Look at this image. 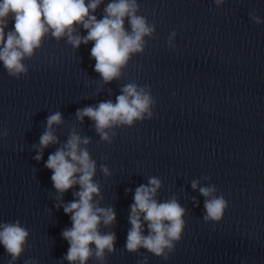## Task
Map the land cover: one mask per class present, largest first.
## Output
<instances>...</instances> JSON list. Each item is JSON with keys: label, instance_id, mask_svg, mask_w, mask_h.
<instances>
[{"label": "water", "instance_id": "water-1", "mask_svg": "<svg viewBox=\"0 0 264 264\" xmlns=\"http://www.w3.org/2000/svg\"><path fill=\"white\" fill-rule=\"evenodd\" d=\"M138 5L155 31L111 82L95 70L92 43L74 48L67 37L48 35L18 76L0 63V225L19 222L28 231L18 257L0 244V264H73L66 259L63 232L73 224L64 205L80 188L59 192L46 161L74 133L89 140L81 147L96 163L95 204L116 214L114 223L99 225L115 235L114 250L97 257L91 245L87 264H264V0ZM12 26L9 20L6 30ZM125 27L131 30L127 20ZM131 83L149 92L152 116L114 125L106 141L93 120L77 113L115 102ZM56 112L58 142L44 148L40 137ZM151 178L161 182L158 202L175 199L185 210L181 239L161 255L126 247L135 191ZM202 187L227 201L219 222L205 219Z\"/></svg>", "mask_w": 264, "mask_h": 264}, {"label": "clouds", "instance_id": "clouds-1", "mask_svg": "<svg viewBox=\"0 0 264 264\" xmlns=\"http://www.w3.org/2000/svg\"><path fill=\"white\" fill-rule=\"evenodd\" d=\"M105 0H0V63L10 75L26 72L24 59L34 55L42 46L43 40L51 35L57 39L67 37L74 48L81 44L92 43L91 55L95 59V70L105 82L118 79L122 69L127 66L132 55L144 48V38L151 36L155 27L145 17L138 15V0H110L104 7L102 18L95 13ZM12 21V30H6L8 21ZM125 20L130 31L125 27ZM78 28L86 30V35L77 34ZM174 35V34H173ZM154 103L149 92L135 83L126 85L122 94L111 100L101 102L96 107H86L78 111L83 120L88 117L94 121L96 130L102 139L109 140L107 129L114 125H133L147 115L152 116ZM62 123L59 112L48 117V130L40 137L44 148L57 143L53 134L54 125ZM75 133L64 147L50 154L46 167L52 170L54 187L61 193L79 185L75 193L76 200L64 205V212L72 219V228L65 230L63 236L70 243L66 259L70 262L87 264L93 254L91 245H95V255L101 257L105 249L114 250L116 239L113 233L102 234L99 225L112 224L116 221L115 211L95 204L94 197L99 194V186L94 182L96 163L90 153L81 145L88 144ZM37 160L42 155H37ZM105 173L108 169H103ZM161 182L151 178L148 185H141L135 191L129 217L130 229L126 247L137 251L140 247L161 255L165 248H170L173 241H178L184 231V209L173 199L158 202L155 199ZM197 184L193 183V188ZM201 193L208 199L205 202L206 220L219 222L228 208L223 197H214V188L202 187ZM147 223L149 234H143V224ZM28 237L26 228L17 223L0 225V244L12 256L18 257Z\"/></svg>", "mask_w": 264, "mask_h": 264}]
</instances>
